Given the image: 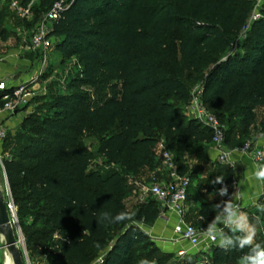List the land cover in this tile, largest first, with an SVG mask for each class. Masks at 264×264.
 Here are the masks:
<instances>
[{
    "label": "trees",
    "instance_id": "16d2710c",
    "mask_svg": "<svg viewBox=\"0 0 264 264\" xmlns=\"http://www.w3.org/2000/svg\"><path fill=\"white\" fill-rule=\"evenodd\" d=\"M255 6L254 0H64L49 37L57 38L64 56H78L83 68L69 92L52 97L45 114L24 119L31 134L8 135L3 142L5 175L34 257L51 247L52 264H93L101 256L100 264L149 261L158 248L146 254L149 236L131 221L153 226L160 210L151 202L134 216L125 202L124 175L108 166L92 169L97 156L82 138L97 136L99 156L132 174L158 161L160 134L181 160L184 139L213 138L179 105L191 102L188 82L203 76L208 109L221 121L219 110L228 112L231 128L237 114L249 120L234 143L244 145L256 109L264 107V1L260 18L252 20ZM0 31L5 40L1 16ZM102 83L109 93L92 102L82 88ZM2 97L0 92V104ZM199 156L208 159L206 150ZM234 177L232 165L218 168L209 182L224 197L206 201L190 177L187 201L200 203L193 226L213 225L234 193ZM120 213L126 217L116 220ZM246 240L234 227L203 255L210 264H252L246 258L264 251V236Z\"/></svg>",
    "mask_w": 264,
    "mask_h": 264
},
{
    "label": "rangeland",
    "instance_id": "374dc122",
    "mask_svg": "<svg viewBox=\"0 0 264 264\" xmlns=\"http://www.w3.org/2000/svg\"><path fill=\"white\" fill-rule=\"evenodd\" d=\"M14 1L28 2L29 0L0 1V16L2 17L3 28L6 30L5 40L0 31V83H4L7 86H24L25 89L21 94L19 109L12 113H6L1 118V126L6 130V137L19 133L31 134L28 129L23 128L24 119L34 114H45L49 108L52 97L57 94L69 92V85L72 79L79 75L83 68L78 56L68 58L59 52L56 46L57 38L55 37H52L53 46L47 52L41 53L28 49L36 21L43 15L45 10H47L50 3L55 0H34L32 14L26 22H22L17 15L12 6ZM31 1L32 0L29 2ZM103 86L104 83L94 87L84 86L82 90L89 95L92 102H96L105 98L109 93V90L104 89ZM202 86L203 76H200L197 81L188 82V87L191 92V102L188 105L179 104L182 114L195 120L199 128H205L206 126L205 123L197 117L193 102L195 99H200L207 108L204 98L202 97ZM5 93V91L2 92V95ZM208 110L213 113L212 110ZM219 112L225 115V118L221 122L225 127L226 147L235 150L237 147L234 143L238 141L241 132L247 127L249 120L244 121L245 116L237 114L235 128H231L229 124V113L225 110H219ZM248 131L250 135L248 140L253 143L252 154L249 155L253 156L257 149L264 152V107H260L257 111L256 118L251 122ZM208 139V141L200 140L197 142L184 139L182 142L181 160L178 161L175 155H173L172 166L171 164L165 163L159 157L162 146L169 149L166 138L160 134L159 144L156 147L158 161L149 164L137 174L128 173L124 171L118 163H108L101 158L99 156V140L97 136L92 134L86 135L82 138V142L87 150L93 152L97 156V161L92 166V169L108 166L111 169L118 170L124 175L128 185L125 202L127 208L135 216L137 211L143 207L144 204L151 202H155V206L162 213L163 208L161 204L155 201L149 192V188L154 182L155 177H159L166 181L171 180L173 178L174 169L180 171V168H182L183 173H187L190 177L193 176L195 184L203 194L202 200L221 197V199H223V192H220L209 180L218 168L226 166L227 164L222 163L217 156L212 154L213 145L212 136L210 134ZM2 143L3 141L1 142L2 146L0 149V189L5 195L6 200L14 203L3 167L2 161L5 154L3 153L4 147ZM241 146L243 145H240V147ZM204 150H206V157H208V159L199 156ZM238 152L243 155L240 151ZM236 167L237 163L233 166L234 170L237 169ZM234 185L239 186V182L236 181V170L232 187H234ZM263 203L264 197L262 199V204ZM198 204L200 205V203ZM228 204L229 203L226 201L224 211L228 209ZM199 205L195 206L191 201H187V207L190 211L186 216L187 223L193 224L195 222ZM245 210L244 214L248 218L251 219L255 216L261 218V222L258 225L259 233L258 231L254 233L252 236L253 240L264 236V232L262 231V228L264 229V207L253 206L245 208ZM22 220L28 223L31 222L32 218H25ZM15 221L14 230L16 238L19 247L25 254L26 264L29 262L32 264H52L49 258L51 247L47 250L46 255H37L34 257L35 253L29 252L28 250L27 236L22 229L18 214H16ZM131 224H138L139 227H142L143 231L148 229L147 225L138 223L135 220H132ZM148 236L149 237H146V244H148V248L145 251L146 254L151 252L154 248H158V250L151 253L147 264H194L193 262L196 259H200L199 261H201L206 258L205 256L190 252L185 258L178 257L177 252L159 247L157 240H155L154 237L152 238L149 234ZM170 238L171 236L166 237L167 242H169L168 240ZM3 239L4 237L0 235V264H14L12 256L5 247V241ZM53 240H58V237H51V241ZM222 241L223 239L219 244H221ZM98 259H96L93 264H95ZM165 259L166 261L163 263L162 260ZM138 264H142V262ZM242 264L245 263L242 262Z\"/></svg>",
    "mask_w": 264,
    "mask_h": 264
},
{
    "label": "built area",
    "instance_id": "2783aa9c",
    "mask_svg": "<svg viewBox=\"0 0 264 264\" xmlns=\"http://www.w3.org/2000/svg\"><path fill=\"white\" fill-rule=\"evenodd\" d=\"M255 1L256 6L252 20L260 18L261 14L259 9L261 8L264 0ZM33 3L34 0L28 4L14 1L12 6L21 19H28L33 11ZM63 10L64 0H55L51 8L44 13L42 18L35 25L32 31L31 42L28 47L29 50L44 53L52 48L53 41L52 37H49V33L53 24L60 19ZM24 89V86H7L4 83H0V92H6L2 97L4 103L0 104V149L2 146L1 142H4V139L6 138V130L1 126V118L4 114L12 113L19 109L18 107H20L21 94ZM193 105L195 106L197 117L205 123L206 127L212 130V145L218 152V158L222 163L234 166L236 162L233 158L236 151H240L243 154H252L253 143L251 141H247L238 149H228L226 147L225 127L221 120L214 113L210 112L200 99H195ZM159 157L165 163L172 165L173 153L169 149L162 146ZM253 159L263 168L264 152L262 150H255ZM189 185L190 176L187 173H181L179 170L174 169L173 178L169 181L155 177L154 182L149 188V192L153 198L161 204L163 208L161 213L162 216L171 214L177 217V223L174 226L175 237L171 238V240L174 242L188 243L192 247L199 248L206 253L209 252L214 245L219 244L220 239H223L227 232L236 226L235 219L232 218L231 214L232 211L237 209V206L235 209H231L226 219L220 226L211 225L208 229L197 228L186 221V213L188 212L187 200ZM233 198L234 194L227 197L226 201L230 204ZM8 208L12 224L14 226L16 224L15 219L17 207L13 202H8ZM140 228L142 229V227ZM180 255L184 256L185 251L182 250ZM205 257L206 258L203 260L198 261L197 264H210L208 257ZM102 261L103 258L100 259V263ZM28 264L32 263L29 262Z\"/></svg>",
    "mask_w": 264,
    "mask_h": 264
},
{
    "label": "crops",
    "instance_id": "0c3cea01",
    "mask_svg": "<svg viewBox=\"0 0 264 264\" xmlns=\"http://www.w3.org/2000/svg\"><path fill=\"white\" fill-rule=\"evenodd\" d=\"M260 109H256L257 111ZM239 147H237L238 149ZM212 154L218 157V152L212 148ZM235 162L237 163L236 170V181L239 182L238 185H234L232 187L234 189V198L230 204H228V209L214 221V226H220L223 221L226 219L227 215L231 211V209H237L232 211V218L235 219L236 228L243 230L249 239L252 242V236L256 231L259 233V223L261 222V218L259 216H255L254 218H248L244 212L245 208L259 206L264 207V203L262 204V199L264 197V176L258 175V173L263 172L262 166L257 164L254 161L253 156L249 154H239L238 151L234 153ZM166 171V170H164ZM240 196V198H239ZM222 198V197H221ZM219 198V199H221ZM206 201V200H204ZM240 205V206H239ZM239 206V207H238ZM189 210V208H188ZM243 210V211H242ZM245 210V211H244ZM177 223V217L171 214L167 216H160V218L156 221L153 226H148V229L145 230L152 238L154 237L157 240L159 247L164 249H168L169 251H175L178 253V257L185 258L190 253L199 254L200 256H206V254L201 249L192 247L188 243L185 242H174L171 238L175 237L174 234V226ZM264 232V229L262 228ZM171 236V238L167 242L166 237ZM222 238L220 239L221 242ZM223 242V241H222ZM184 250L185 255L181 256L180 252ZM101 258V257H99ZM200 259H196V262ZM40 261V260H39ZM39 263V262H38ZM95 264H100V259L97 260Z\"/></svg>",
    "mask_w": 264,
    "mask_h": 264
},
{
    "label": "water",
    "instance_id": "95a60500",
    "mask_svg": "<svg viewBox=\"0 0 264 264\" xmlns=\"http://www.w3.org/2000/svg\"><path fill=\"white\" fill-rule=\"evenodd\" d=\"M0 235L5 239V247L12 255L14 264H26L25 254L18 245L12 224L8 201L0 189Z\"/></svg>",
    "mask_w": 264,
    "mask_h": 264
},
{
    "label": "clouds",
    "instance_id": "9594fccd",
    "mask_svg": "<svg viewBox=\"0 0 264 264\" xmlns=\"http://www.w3.org/2000/svg\"><path fill=\"white\" fill-rule=\"evenodd\" d=\"M260 176H264V172L258 173ZM107 216V214H105ZM126 217V213H120L116 216V220H122ZM245 243L250 242L249 240L244 241ZM246 259L250 260L252 264H264V251L256 252L255 256L247 257ZM142 264H147V262H142Z\"/></svg>",
    "mask_w": 264,
    "mask_h": 264
},
{
    "label": "bare ground",
    "instance_id": "6f19581e",
    "mask_svg": "<svg viewBox=\"0 0 264 264\" xmlns=\"http://www.w3.org/2000/svg\"><path fill=\"white\" fill-rule=\"evenodd\" d=\"M4 241H5V239H3ZM9 252V251H8ZM12 256V255H11ZM12 259H13V257H12ZM13 263H14V260H13Z\"/></svg>",
    "mask_w": 264,
    "mask_h": 264
}]
</instances>
